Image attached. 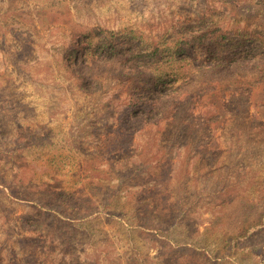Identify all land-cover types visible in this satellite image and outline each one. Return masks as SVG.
<instances>
[{"label": "rangeland", "instance_id": "obj_1", "mask_svg": "<svg viewBox=\"0 0 264 264\" xmlns=\"http://www.w3.org/2000/svg\"><path fill=\"white\" fill-rule=\"evenodd\" d=\"M94 28V40L130 34L164 48L205 36L195 54L205 46L232 67L125 131L134 80L70 68L73 39ZM256 62L264 0H0V264H264ZM62 192L52 212L64 223L29 233L23 216Z\"/></svg>", "mask_w": 264, "mask_h": 264}, {"label": "trees", "instance_id": "obj_2", "mask_svg": "<svg viewBox=\"0 0 264 264\" xmlns=\"http://www.w3.org/2000/svg\"><path fill=\"white\" fill-rule=\"evenodd\" d=\"M101 32V29L94 28L91 31L92 34L89 32L75 36L67 57L70 68L79 76L84 73L86 76L84 78H91L94 75L109 76V71H111L116 74L113 77L120 76L125 80H134L132 81L133 92L131 91L129 96L128 111L122 122V128L125 131H131L132 127L140 122L146 121L148 125L157 123L172 104L189 94L191 89L208 81L213 83L216 81L217 73L222 72L223 69L229 71L232 67L229 55L215 52V50L211 51V49L205 51V46L200 50L201 57L195 54L193 44L204 45L205 36L193 34L176 41L173 47L164 48L156 43H143L140 38L132 37L130 34L125 36L107 32L106 37L94 40V36ZM246 38H249V34ZM238 43L241 44V40ZM82 49L87 51L84 52ZM254 50L255 47H249L244 50V54L251 55ZM95 51L103 52L102 56L98 58V53L95 54ZM77 55L80 57L79 60L72 63V60L78 57ZM239 59L244 60L246 57H239ZM83 62L86 63L82 64ZM254 66L250 70L251 77L257 85L264 86V64L256 62ZM175 86L177 89L174 88ZM162 89L166 91L165 97H161L160 90ZM10 153L14 155L16 150L11 149ZM7 195L11 199L24 198L20 196L18 188H8ZM53 198L55 199V194ZM64 198L65 193L62 192L61 198H57L59 201L57 199L53 202L45 200L32 205L30 214L23 216L24 222L30 227L25 229L31 234H38L42 227L54 219L56 222L64 223L52 212L62 210L61 206L66 205L62 201ZM34 226L41 228L33 229ZM258 227L264 228V214L260 223L256 224V228ZM250 229H253V226ZM25 239L24 237L19 239V245L28 243Z\"/></svg>", "mask_w": 264, "mask_h": 264}]
</instances>
